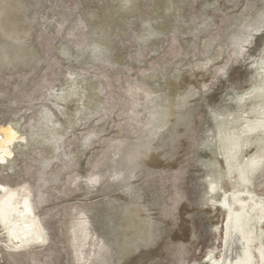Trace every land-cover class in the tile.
<instances>
[{"label":"rangeland","instance_id":"rangeland-1","mask_svg":"<svg viewBox=\"0 0 264 264\" xmlns=\"http://www.w3.org/2000/svg\"><path fill=\"white\" fill-rule=\"evenodd\" d=\"M7 129L0 264H264V0H0Z\"/></svg>","mask_w":264,"mask_h":264},{"label":"bare ground","instance_id":"bare-ground-1","mask_svg":"<svg viewBox=\"0 0 264 264\" xmlns=\"http://www.w3.org/2000/svg\"><path fill=\"white\" fill-rule=\"evenodd\" d=\"M2 134L3 137H0V161L4 162L5 159L11 155L10 146L16 139V134L11 129L2 131ZM0 188L3 192V195H0V219L3 224L2 226H4L6 232L8 233L7 235L9 236L12 247L14 249L20 250L25 248L27 245H35L36 239L38 238V224L30 200V195L28 194L27 190L24 188ZM236 220L238 223H240L242 216L237 214ZM244 239V237L238 236V234L235 233V236L233 237V243L235 244L236 248H238L240 245L243 247L247 246V240Z\"/></svg>","mask_w":264,"mask_h":264}]
</instances>
